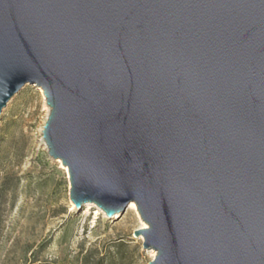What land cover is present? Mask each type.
I'll return each instance as SVG.
<instances>
[{"label": "water", "instance_id": "1", "mask_svg": "<svg viewBox=\"0 0 264 264\" xmlns=\"http://www.w3.org/2000/svg\"><path fill=\"white\" fill-rule=\"evenodd\" d=\"M26 84L71 201L134 202L148 264H264V0H0V114Z\"/></svg>", "mask_w": 264, "mask_h": 264}, {"label": "rangeland", "instance_id": "2", "mask_svg": "<svg viewBox=\"0 0 264 264\" xmlns=\"http://www.w3.org/2000/svg\"><path fill=\"white\" fill-rule=\"evenodd\" d=\"M47 113L40 87L26 84L0 114V264H148L155 251L133 235L134 210L108 218L71 201L42 139Z\"/></svg>", "mask_w": 264, "mask_h": 264}, {"label": "bare ground", "instance_id": "3", "mask_svg": "<svg viewBox=\"0 0 264 264\" xmlns=\"http://www.w3.org/2000/svg\"><path fill=\"white\" fill-rule=\"evenodd\" d=\"M40 91H41V96H42V98H43V100H44V102H45V106L47 107V109H48V106H47V101H46V96H45V94H44V91L42 90V88H40ZM43 129V128H42ZM41 129V130H42ZM44 145H45V143H44ZM59 163H61L60 161H59ZM61 167H63V169L65 170V172H67V168L65 167V166H63L62 164H61ZM68 173V172H67ZM85 206H90V205H92V203H85L84 204ZM128 208L129 209H132V210H134L135 211V214L139 217V214H138V212H137V209H136V205H135V203L134 202H131L129 205H128ZM100 209V208H99ZM98 209V210H99ZM101 210V209H100ZM117 216H119L118 214H116V215H114L113 217H117ZM144 226H146L145 225V223H143V222H141V227H144ZM152 253H154V251L152 252Z\"/></svg>", "mask_w": 264, "mask_h": 264}]
</instances>
